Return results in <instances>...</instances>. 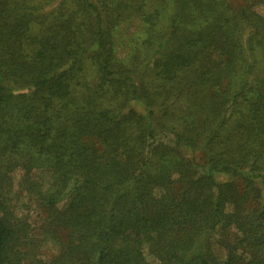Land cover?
Returning <instances> with one entry per match:
<instances>
[{
  "label": "trees",
  "instance_id": "trees-1",
  "mask_svg": "<svg viewBox=\"0 0 264 264\" xmlns=\"http://www.w3.org/2000/svg\"><path fill=\"white\" fill-rule=\"evenodd\" d=\"M257 7L0 0V264H264Z\"/></svg>",
  "mask_w": 264,
  "mask_h": 264
},
{
  "label": "rangeland",
  "instance_id": "rangeland-1",
  "mask_svg": "<svg viewBox=\"0 0 264 264\" xmlns=\"http://www.w3.org/2000/svg\"><path fill=\"white\" fill-rule=\"evenodd\" d=\"M256 9L259 13L264 14V10L260 7H257ZM19 178L20 172L16 171L12 174L13 189L11 190V192L13 194L12 196L17 199L15 215L17 218L28 223L31 229V235L39 236L38 226L42 217L40 210L38 209L37 202L34 197L28 196L25 193L20 192L19 189H17V183L19 181ZM214 178V180L218 183L229 180L228 176L222 174H216ZM39 252L43 255L44 258H50L57 253V248L52 243H44L40 247ZM220 255L222 256L221 252ZM144 256L147 264H157V261L151 256L147 255L146 252Z\"/></svg>",
  "mask_w": 264,
  "mask_h": 264
}]
</instances>
